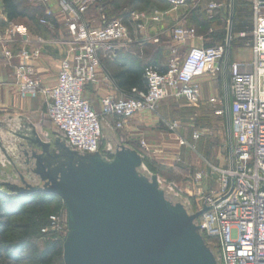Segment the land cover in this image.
<instances>
[{"label":"built area","instance_id":"built-area-1","mask_svg":"<svg viewBox=\"0 0 264 264\" xmlns=\"http://www.w3.org/2000/svg\"><path fill=\"white\" fill-rule=\"evenodd\" d=\"M47 1V0H43ZM65 13L66 32L69 37V54L61 60L55 83L43 85L36 75L35 61L41 54V37L37 44L27 47L28 29L23 24L5 20L0 28V48L3 59L13 67V79L21 97L45 98L46 117L53 130L67 145L83 153L100 150L102 136L101 116L113 118L115 129L123 130L128 121L142 110L154 111L159 102L168 96L183 98L195 103L201 98L198 78L210 74L221 75L224 93L208 98L207 103L217 115L227 121V165L217 169L219 188L198 194L196 210L206 206L197 219L200 231L214 252L219 264H264V0H250L252 8V60H231L229 36L223 44L212 47H190L180 57L178 46L197 35L196 28L177 24L170 30L173 42L165 70L155 66L144 69L147 83L145 92L136 88L131 95L119 98L105 96L101 110L95 112L83 96L86 85L96 83L101 64L100 52L114 57L131 42L128 24L124 17L106 20L93 27L83 17L94 0H57ZM171 7H178L190 0H163ZM222 2H210L206 19L212 21L216 12L223 11ZM39 19L40 24L53 28L51 12ZM0 10V16H1ZM162 13L153 16L131 12L128 20H160ZM6 18V17H5ZM141 28L143 25L138 24ZM18 36L24 45L10 46ZM154 40H157L154 39ZM169 130H176L177 121L167 123ZM193 137L199 133L193 131ZM183 144V140H180ZM144 153L156 154L144 141ZM48 226L64 231L56 215L49 217ZM42 228L46 231L47 228Z\"/></svg>","mask_w":264,"mask_h":264},{"label":"rangeland","instance_id":"rangeland-1","mask_svg":"<svg viewBox=\"0 0 264 264\" xmlns=\"http://www.w3.org/2000/svg\"><path fill=\"white\" fill-rule=\"evenodd\" d=\"M53 1V0H52ZM28 9L41 7L46 15L48 10L47 1L41 2L38 0H23ZM49 2V1H48ZM210 2H222L224 5L223 12H216L212 21L206 19V9ZM250 0H190L187 3L178 6L176 8L171 7L167 2L163 0H94L85 17L93 16L100 21V25L103 24L102 14L106 20L112 18L124 17L123 20L128 24V38L129 42L127 57L130 61L137 65L142 66L144 69L148 66H155L161 68L167 66L169 60V47L171 39L168 36L167 31L171 25L181 23L183 25L193 26L196 28L197 35L194 39L188 40L182 46H178L179 56H184V52L195 41H200L205 47H212L211 45H219L224 43L226 37L229 38V57L232 60H236L241 57L248 59L249 57V44L251 41L252 32V20L251 25L244 26L241 29L235 30L236 22H243L245 20H236L237 14L236 6L240 5L251 12ZM0 28L3 27L6 22V14L4 7L0 5ZM161 12L162 18L158 21L147 20H128L126 17L131 12L144 13L147 17H151L154 11ZM41 16V15H40ZM37 16V19H40ZM6 17V18H5ZM36 19V18H35ZM8 20V19H7ZM14 24H23L28 29L30 26L39 31L41 35H49V31H53V28H47L38 24L39 20H30L26 18H19V20H8ZM55 22L53 23V25ZM138 24L143 25L139 27ZM28 25V26H27ZM160 25H164L166 30L162 33L159 32ZM212 34H219V37L211 38ZM149 36V37H148ZM41 37L42 36H37ZM19 38L15 36L13 40ZM157 40H154L156 39ZM201 38V39H199ZM46 40L45 38H43ZM172 45V44H171ZM124 48V47H123ZM1 50V48H0ZM17 49H14V51ZM2 56V52H1ZM161 70V69H160ZM210 75V74H206ZM9 86L8 92L17 97L16 86L14 80ZM33 99L40 100V106L45 107V98L42 95L36 96ZM20 110L18 104L2 105L0 104V124L6 127L2 129L0 126V145L1 143L6 147V155L14 159L18 168H21V173L25 177L26 181L32 185L38 182V177L32 176L27 172V166L23 164L25 160L24 150L30 152L29 147L24 139L20 140L22 145H19L16 139L9 137L8 126L13 125L10 123L7 117L8 115H14ZM141 114V115H139ZM147 114L145 119H153L149 127L145 126V137H155L161 143H164L163 148L164 155L167 159L164 160L163 155L153 156V154H146L147 162L153 166L160 173L161 186L168 191L169 196L173 200L181 201L189 209H194L197 205L198 194L212 188H219L218 172L217 169L223 168L227 165L228 158V137H227V121L224 116L214 113L213 108L206 102L203 103L201 99L198 102L191 103L182 98H176L174 96H168L161 100L154 111L142 110L137 112L132 118L129 119L128 125L130 126L135 122L137 116H143ZM34 122L40 121V118L35 114H28ZM177 121L179 126L176 130L172 131L168 129V124ZM44 126L53 130L50 120L44 115L42 120ZM38 130L40 138L45 139V133ZM140 131V130H139ZM138 130L134 132H126L123 136L125 144L135 148L140 152L141 146ZM142 131V130H141ZM193 131L199 133V138L193 140L191 136ZM4 138V139H3ZM180 140H183L181 147H177ZM120 141L119 138L117 140ZM113 140L112 144L117 143ZM130 141V142H128ZM108 137L102 129V136L100 141V148L106 149ZM131 143V144H130ZM177 144V145H176ZM160 149V147H158ZM141 153V152H140ZM1 162L5 163L0 155ZM8 166V163H5ZM22 166V167H19ZM12 168V167H10ZM13 169V168H12ZM10 169V175L6 178V181L13 182L15 184L24 186L19 174L13 169ZM8 170V169H7ZM48 221L52 215H57L60 219L64 231L56 228H50L45 225L42 228H46V231L34 228L30 234V240L34 246L41 250L43 246L53 240L66 235L67 231V213L66 207L63 201L56 196L51 200L49 205V211L47 213ZM29 250L23 251L22 256L26 258ZM21 264H29L25 259ZM54 264H63L62 258L56 259Z\"/></svg>","mask_w":264,"mask_h":264},{"label":"water","instance_id":"water-1","mask_svg":"<svg viewBox=\"0 0 264 264\" xmlns=\"http://www.w3.org/2000/svg\"><path fill=\"white\" fill-rule=\"evenodd\" d=\"M21 134L32 146L41 185L0 181L11 193L58 196L67 213L63 264H219L192 212L173 200L144 156L122 140L103 151L83 153L46 129ZM20 142H18L19 144ZM11 164L12 158L7 154Z\"/></svg>","mask_w":264,"mask_h":264},{"label":"crops","instance_id":"crops-1","mask_svg":"<svg viewBox=\"0 0 264 264\" xmlns=\"http://www.w3.org/2000/svg\"><path fill=\"white\" fill-rule=\"evenodd\" d=\"M41 2H46L43 0H38ZM49 1V2H48ZM47 9L51 12V20L53 23L55 22L53 26V31H49V35L44 36L41 35L40 32L35 31L31 26L29 28V34L27 36V47L31 48L34 45L37 44L36 38L37 36H42L46 39V42L41 44V54L35 61V70L36 75L41 81L43 85L51 86L55 83L57 74L60 69V62L62 59L68 56L69 54V37L66 32V25H65V13L62 11L61 5L57 0H47ZM0 5L3 6L1 0ZM87 22L90 23L93 27H99L100 21L94 18L93 16L85 17L83 16ZM8 19V18H6ZM19 20V19H15ZM181 24L176 23L171 25L170 29L167 31L168 36L170 38V30L173 26ZM28 26V25H27ZM188 26V25H187ZM166 30L164 25H160L159 32L162 33ZM149 37V36H148ZM201 39V38H199ZM171 44L173 42L171 41ZM170 44V47H171ZM24 45L21 38H16V40L11 42V47L13 49H17L18 47ZM169 47V49H170ZM190 47H205L204 44L200 41L193 42ZM189 47V48H190ZM189 48L184 52V55L187 53ZM169 52V51H168ZM128 53V47L121 48L114 57H108L104 56L103 52H100V58H101V64L97 71V77L98 80L96 83H91L85 86L83 90V96L88 100L90 103L92 109L99 113L101 110V99L105 96H112L115 98H119L124 96L123 90L121 87L118 86L114 75L122 68V64H129L132 63L130 59L126 56ZM170 55V53H169ZM252 49H251V41L249 44V57L248 59H245L241 57H236L238 59L236 60H245V61H251L252 60ZM232 60V59H231ZM167 65V64H166ZM13 67L9 63H7L3 57L1 56V50H0V104L2 105H13L18 104L20 106V112L14 114V115H8L5 117L10 121L9 125H13L14 129H12V126H8L10 129L8 131L9 137L12 139H16L20 142L21 134H25L28 130L35 129L37 132L39 129L40 131L44 132L46 129H50L43 125L42 120L44 118V115L46 116V108H42L40 106L41 102L38 99H33L29 97H21L16 90V96H13L11 93L8 92L9 86L12 85L13 81ZM200 89H201V101L203 103H206L208 98L214 95H222L224 93V85L221 78V75H204L197 79ZM183 99V98H182ZM29 112L32 115H37L40 118V121L34 122V119L32 120L31 117L28 115ZM141 115V114H139ZM147 114H143V116H137L135 122L131 124L130 126H127L123 130H117L114 127L113 118L110 116H101V122L102 127L104 129V132L107 134L108 137V144L113 145V140H122L124 143L126 142L124 139V134L126 132H134L136 130H140L139 133V139L138 141H144L149 147L152 149H159L160 151L156 154H153V156H159L163 155L164 160L167 159L164 155V152L161 148L162 145L165 146L164 143H161L158 141L155 137H145V126L149 127L153 121V119H145ZM1 128L3 127L0 124ZM7 126L3 127L6 131ZM2 128V129H3ZM142 130V131H141ZM20 133V134H18ZM193 140L195 138L193 135L191 136ZM4 139V138H3ZM118 142V141H117ZM130 142V141H128ZM162 145H159V144ZM115 144V143H114ZM131 144V143H130ZM177 145V144H176ZM177 147H181L180 143H178ZM6 147L1 143L0 145V155L5 163H8V166H6L5 163L1 162L0 160V181H6L5 179L8 178L10 175V167L11 162L9 161L7 155H6ZM8 169V170H7Z\"/></svg>","mask_w":264,"mask_h":264},{"label":"trees","instance_id":"trees-1","mask_svg":"<svg viewBox=\"0 0 264 264\" xmlns=\"http://www.w3.org/2000/svg\"><path fill=\"white\" fill-rule=\"evenodd\" d=\"M1 2L8 20L19 18L39 20L37 16L41 15L39 18L46 16L41 7L28 9L23 0H1ZM236 10L235 19L245 21H237L234 29L238 30L251 25L252 8L251 12H248L244 7L237 5ZM38 24L43 27L39 21ZM215 36L219 37V34H212L211 38L214 40ZM121 67L114 78L118 86L122 88L124 95H131L133 88L145 92L147 83L144 68L134 62L122 64ZM160 69L165 70L166 66ZM103 150L100 148V151ZM140 152L144 156L147 172L156 173L160 177V173L147 162L144 151L140 150ZM53 197L56 196L43 192L11 193L0 187V264H21L25 259L29 264H54L56 259L62 258V244L65 235L47 242L41 250H38L30 240V234L34 228L41 229L48 224L47 213ZM195 210L196 206L191 211ZM26 249L29 252L24 258L22 254Z\"/></svg>","mask_w":264,"mask_h":264},{"label":"flooded vegetation","instance_id":"flooded-vegetation-1","mask_svg":"<svg viewBox=\"0 0 264 264\" xmlns=\"http://www.w3.org/2000/svg\"><path fill=\"white\" fill-rule=\"evenodd\" d=\"M36 131V130H35ZM36 133H37V135H38V132L36 131ZM26 135H28L29 137H32L33 138V134H32V130H28V131H26V133H25ZM46 134V133H45ZM44 134V135H45ZM39 136V135H38ZM43 140H45L46 141V138L45 139H43ZM17 145H19V148H20V145H22V143H19V144H17ZM29 149H33V147L32 146H30L29 147ZM31 150H30V152H28V150H24V155H25V160H23V164L24 165H26L27 166V172L29 173V174H33L32 176H36V177H38V175H36V173H34V169H35V158H34V156H32V153H31ZM11 157V156H10ZM12 158V157H11ZM13 160V163L11 164L12 166V168L19 174V176H20V178L22 177L25 181H26V179H25V177L22 175V173H21V168H18V164H16V162L14 161V159H12ZM19 167H22V166H20L19 165ZM11 168V169H12ZM12 169V170H13ZM10 182V181H9ZM27 182V181H26ZM28 183V182H27ZM30 184V183H29ZM42 183H41V181H40V179H39V177H38V182L36 183V184H34V185H41Z\"/></svg>","mask_w":264,"mask_h":264}]
</instances>
